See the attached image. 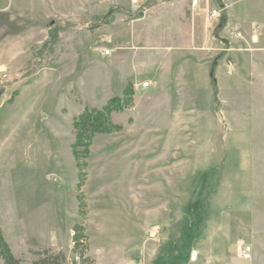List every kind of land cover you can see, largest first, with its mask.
<instances>
[{"label":"rangeland","instance_id":"374dc122","mask_svg":"<svg viewBox=\"0 0 264 264\" xmlns=\"http://www.w3.org/2000/svg\"><path fill=\"white\" fill-rule=\"evenodd\" d=\"M169 2L0 0V228L21 264H264V87L216 113L175 82L204 44ZM113 97L119 128L74 149L75 117Z\"/></svg>","mask_w":264,"mask_h":264},{"label":"crops","instance_id":"0c3cea01","mask_svg":"<svg viewBox=\"0 0 264 264\" xmlns=\"http://www.w3.org/2000/svg\"><path fill=\"white\" fill-rule=\"evenodd\" d=\"M172 5L187 16L191 33H200L204 44L196 59L178 66L175 82L189 81L192 90L214 93L220 100L216 113L224 111L232 96L240 98L264 87V0H209L197 7L188 0H170L168 6ZM213 7L221 14L209 21L208 9ZM163 80L158 77L156 82ZM160 95L170 97L166 90Z\"/></svg>","mask_w":264,"mask_h":264},{"label":"trees","instance_id":"16d2710c","mask_svg":"<svg viewBox=\"0 0 264 264\" xmlns=\"http://www.w3.org/2000/svg\"><path fill=\"white\" fill-rule=\"evenodd\" d=\"M123 104L119 102L116 97L111 98L101 109L86 108L78 114L73 122L76 129V141L74 149L82 146H88L91 134L96 132H108L112 129H118L119 126L115 125L110 120V113L114 109H121ZM79 159V155L77 156ZM79 161V160H78ZM74 240L76 247L79 246V231L76 226ZM36 258L30 260L27 264H90L87 257L83 255L82 250H77V259L73 258L71 261L66 259V255L62 251H53L51 248H43L40 250L32 251ZM187 251L182 250L178 252L173 258L168 259L167 264H177L182 258L185 257ZM0 257L3 264H21V258L16 256L8 242L3 236L0 228Z\"/></svg>","mask_w":264,"mask_h":264},{"label":"built area","instance_id":"2783aa9c","mask_svg":"<svg viewBox=\"0 0 264 264\" xmlns=\"http://www.w3.org/2000/svg\"><path fill=\"white\" fill-rule=\"evenodd\" d=\"M134 1H138V0H134ZM201 2H206L208 3L209 0H190V5L191 7H197L200 5ZM221 14V10L220 8L216 7V8H209L208 9V17L209 18H213V17H218ZM237 36H240V33H236ZM103 38H100L98 40H95V44L99 46L100 51L102 52L103 55H110L112 52V48L108 47V46H101L102 42H103ZM148 82H143L141 85L142 87H147L148 86ZM75 259H77V253L74 257ZM71 261V260H70Z\"/></svg>","mask_w":264,"mask_h":264}]
</instances>
